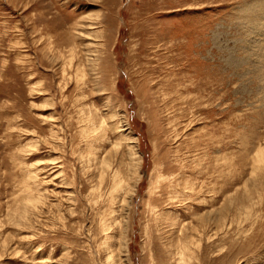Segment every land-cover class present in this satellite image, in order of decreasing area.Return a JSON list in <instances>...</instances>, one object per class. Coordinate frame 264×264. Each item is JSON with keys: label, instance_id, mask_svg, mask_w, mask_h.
Here are the masks:
<instances>
[{"label": "rangeland", "instance_id": "374dc122", "mask_svg": "<svg viewBox=\"0 0 264 264\" xmlns=\"http://www.w3.org/2000/svg\"><path fill=\"white\" fill-rule=\"evenodd\" d=\"M0 264H264V0H0Z\"/></svg>", "mask_w": 264, "mask_h": 264}]
</instances>
